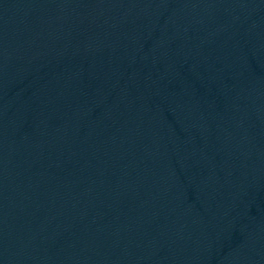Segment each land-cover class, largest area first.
Masks as SVG:
<instances>
[{"label": "water", "instance_id": "water-1", "mask_svg": "<svg viewBox=\"0 0 264 264\" xmlns=\"http://www.w3.org/2000/svg\"><path fill=\"white\" fill-rule=\"evenodd\" d=\"M0 264H264V0H0Z\"/></svg>", "mask_w": 264, "mask_h": 264}]
</instances>
